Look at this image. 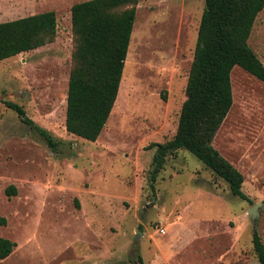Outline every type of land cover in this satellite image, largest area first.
Masks as SVG:
<instances>
[{"label": "rangeland", "instance_id": "1", "mask_svg": "<svg viewBox=\"0 0 264 264\" xmlns=\"http://www.w3.org/2000/svg\"><path fill=\"white\" fill-rule=\"evenodd\" d=\"M80 1L0 0V22L46 10L59 22L55 41L0 61V238L16 242L0 264H261L264 82L234 67V102L213 141L250 200L186 149L153 181L151 144L177 131L205 0H139L113 115L96 141L66 128ZM249 44L264 63V10Z\"/></svg>", "mask_w": 264, "mask_h": 264}, {"label": "trees", "instance_id": "2", "mask_svg": "<svg viewBox=\"0 0 264 264\" xmlns=\"http://www.w3.org/2000/svg\"><path fill=\"white\" fill-rule=\"evenodd\" d=\"M138 3L84 0L72 5L74 50L67 96L68 132L96 141L106 126L118 97ZM262 10L264 0H205L177 131L169 141L151 144L158 151L151 171L153 181L164 168L167 156L186 149L225 180L233 195L250 200L243 190V173L213 141L234 102V67L240 66L264 82V63L249 44ZM58 27L55 10L0 22V61L55 41ZM8 104L21 115L26 114L19 104ZM24 120L51 146L57 145L48 130L30 118ZM15 246V241L1 237L0 258L8 257ZM253 250L264 264V242L257 230ZM139 260L143 264L142 257Z\"/></svg>", "mask_w": 264, "mask_h": 264}, {"label": "water", "instance_id": "3", "mask_svg": "<svg viewBox=\"0 0 264 264\" xmlns=\"http://www.w3.org/2000/svg\"><path fill=\"white\" fill-rule=\"evenodd\" d=\"M24 117H26V114L24 115ZM257 206L254 205L252 208H251V211H250V214L254 217L256 214H257ZM141 232V231H140Z\"/></svg>", "mask_w": 264, "mask_h": 264}, {"label": "built area", "instance_id": "4", "mask_svg": "<svg viewBox=\"0 0 264 264\" xmlns=\"http://www.w3.org/2000/svg\"><path fill=\"white\" fill-rule=\"evenodd\" d=\"M159 231L162 232V233H165V232H166L165 229H164L163 227H161V228L159 229Z\"/></svg>", "mask_w": 264, "mask_h": 264}, {"label": "bare ground", "instance_id": "5", "mask_svg": "<svg viewBox=\"0 0 264 264\" xmlns=\"http://www.w3.org/2000/svg\"><path fill=\"white\" fill-rule=\"evenodd\" d=\"M114 107H115V105H114ZM114 109V108H113ZM112 114V113H111ZM113 115V114H112Z\"/></svg>", "mask_w": 264, "mask_h": 264}]
</instances>
